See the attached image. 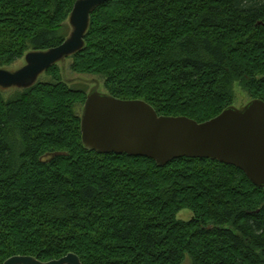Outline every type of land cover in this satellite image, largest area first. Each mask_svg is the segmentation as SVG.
I'll list each match as a JSON object with an SVG mask.
<instances>
[{
    "label": "trees",
    "instance_id": "trees-1",
    "mask_svg": "<svg viewBox=\"0 0 264 264\" xmlns=\"http://www.w3.org/2000/svg\"><path fill=\"white\" fill-rule=\"evenodd\" d=\"M76 1L0 0V68L60 46ZM69 59L109 95L204 123L234 107L236 85L264 102V0H112ZM45 74L10 99L0 89V264H264V188L219 161L87 150V88L59 64Z\"/></svg>",
    "mask_w": 264,
    "mask_h": 264
},
{
    "label": "water",
    "instance_id": "water-1",
    "mask_svg": "<svg viewBox=\"0 0 264 264\" xmlns=\"http://www.w3.org/2000/svg\"><path fill=\"white\" fill-rule=\"evenodd\" d=\"M112 0H77L69 17L71 32L58 47L26 54L16 71L0 68V89L27 90L50 68L82 51L92 14ZM64 67V77L66 67ZM66 79V77H65ZM68 83V81L66 79ZM81 132L85 148L99 154L147 157L164 167L181 158L219 161L242 170L264 188V102L228 108L199 123L188 117L160 116L142 100H122L92 89L85 102ZM56 153L54 156H66ZM4 264H83L76 254L42 262L15 256Z\"/></svg>",
    "mask_w": 264,
    "mask_h": 264
},
{
    "label": "rangeland",
    "instance_id": "rangeland-1",
    "mask_svg": "<svg viewBox=\"0 0 264 264\" xmlns=\"http://www.w3.org/2000/svg\"><path fill=\"white\" fill-rule=\"evenodd\" d=\"M67 25H68L69 33H70L72 29L69 25V21L67 22ZM71 64H72V60L70 59H67L65 64L64 63L59 64L61 67L65 66L67 68L65 77L68 81H70L71 85L85 86L88 92H90L92 89L97 88L100 94H107L106 88L104 87V81H105L104 78L100 76H93V75L75 74L70 70ZM24 65H25V60L22 59L18 61L17 63L13 64L12 66L8 67L7 69L16 71V70L21 69ZM39 80L50 81L51 78L48 77L46 74H43ZM16 92H17L16 89H9V90L3 91V94L6 99H10L14 96ZM235 93H236V101L234 104V108L240 109L252 101L251 98L238 85H236L235 87ZM76 110L79 114L82 115L83 106H78ZM192 217H193V213L189 210H183L177 215V219L183 220V221H189ZM182 264H192L191 258L189 256H186Z\"/></svg>",
    "mask_w": 264,
    "mask_h": 264
}]
</instances>
